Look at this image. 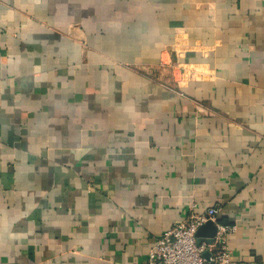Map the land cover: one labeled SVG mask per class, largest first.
Wrapping results in <instances>:
<instances>
[{
  "label": "crops",
  "instance_id": "crops-1",
  "mask_svg": "<svg viewBox=\"0 0 264 264\" xmlns=\"http://www.w3.org/2000/svg\"><path fill=\"white\" fill-rule=\"evenodd\" d=\"M214 204L264 264V0H0V264H146Z\"/></svg>",
  "mask_w": 264,
  "mask_h": 264
},
{
  "label": "built area",
  "instance_id": "built-area-1",
  "mask_svg": "<svg viewBox=\"0 0 264 264\" xmlns=\"http://www.w3.org/2000/svg\"><path fill=\"white\" fill-rule=\"evenodd\" d=\"M219 207L208 206L202 212L190 213L158 235L149 248L146 264H235L226 243L235 225L216 220ZM212 221L216 232L207 242L196 236L197 228ZM208 252V258L204 253Z\"/></svg>",
  "mask_w": 264,
  "mask_h": 264
},
{
  "label": "water",
  "instance_id": "water-1",
  "mask_svg": "<svg viewBox=\"0 0 264 264\" xmlns=\"http://www.w3.org/2000/svg\"><path fill=\"white\" fill-rule=\"evenodd\" d=\"M216 228L212 221H207L197 228L196 236L204 238L207 242L211 241V238L215 235ZM205 258H208L209 253H204Z\"/></svg>",
  "mask_w": 264,
  "mask_h": 264
}]
</instances>
